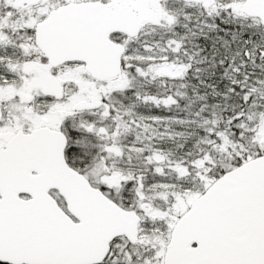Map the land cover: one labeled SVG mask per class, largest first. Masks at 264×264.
Wrapping results in <instances>:
<instances>
[{"label":"snow or ice","instance_id":"6c2138e0","mask_svg":"<svg viewBox=\"0 0 264 264\" xmlns=\"http://www.w3.org/2000/svg\"><path fill=\"white\" fill-rule=\"evenodd\" d=\"M0 264H264V0H0Z\"/></svg>","mask_w":264,"mask_h":264}]
</instances>
